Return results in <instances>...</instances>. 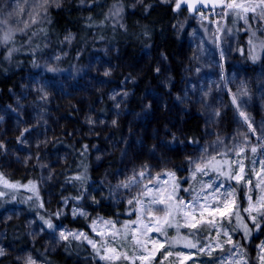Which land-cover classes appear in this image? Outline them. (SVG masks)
<instances>
[{"label": "rangeland", "instance_id": "rangeland-1", "mask_svg": "<svg viewBox=\"0 0 264 264\" xmlns=\"http://www.w3.org/2000/svg\"><path fill=\"white\" fill-rule=\"evenodd\" d=\"M57 1L47 0L45 3L44 0H0V43L9 30H12L11 34L21 31L19 29L25 28L31 18L35 20L48 6L57 5ZM134 1L139 3L143 0ZM159 1L176 6V0ZM223 12L222 7H217L204 9L194 15L190 14L191 16L179 13L175 28L181 38L177 56L182 66L180 83L175 85L172 70L163 57L157 69L162 75L161 83L164 89L148 90L144 95L141 110L129 109L126 105L129 79L120 84H113L112 74L116 68L123 66L131 69L134 75H139L144 69V63L149 62L148 53L145 58L134 63L125 59L121 62L118 59L112 60L107 50L101 55L88 56L86 63H81L78 60L80 53H77L73 63L62 69L60 63L69 55L75 39V33L68 30L63 35L62 46L50 49L42 56L39 69L23 78L22 91L15 95L16 102L12 105H0L2 167L7 173L28 175L31 172L30 165H40L41 175L46 179L49 172L66 158L65 151L49 148L53 138L61 135H103L107 144L93 141L94 161L99 163L113 149H120L123 165L111 181V194L114 201L133 200L135 218L120 225L113 218L96 215L88 231L51 220L54 228L50 229L33 213H27L22 206L11 205L0 212V250L3 251L0 257H13L21 264H27L31 258L35 264H44L35 252L36 244L41 242L45 250L56 251L64 241L60 236L63 232L67 237L84 233L88 239L84 236L80 238L87 243L88 240L94 241L101 255L105 254V244L109 248H115L116 255L127 253L129 260L111 261L120 264H147L135 258L146 253L141 246L135 244L133 237L141 241H147L151 237L165 243L163 249L155 252V259L151 264H161V261L163 264H252L253 260L256 264H261L264 236H261L258 230L264 217L256 211H252L251 215L257 217L259 227L244 210L240 212L238 209L241 218L238 220L235 215H209V209V212L204 213V219L213 220L215 226L201 230L203 240L200 242L192 241L188 237L197 244V248L186 247L183 242L169 248L164 235L155 231L149 232L142 227L143 224H154V216L162 215L158 211H154L152 215L147 213L150 207H162L150 203L154 192L148 196L140 195L148 188L166 189L167 195L172 191L173 185L178 184V196L185 202L192 201L199 195L200 203H204L202 197L207 195L208 203L213 204L211 193L214 189H209L206 185L223 184L221 192L235 188L236 196L229 197V200L234 199L238 204L239 188L243 187L245 208L249 207L248 195H251L253 204L258 197L264 195L255 187L258 180L255 172L260 171V161L264 160V46L259 57L260 67L251 75L234 61L237 40L228 32L227 16L222 17ZM250 13L247 14L248 22L258 21V17L251 16ZM106 92L113 102L110 119L100 116L97 105L92 102L94 95L101 99ZM33 95L38 98L29 101ZM72 95L75 99L68 100ZM233 97H236V104L233 103ZM60 99L68 101L62 104ZM65 104L68 108L74 105L81 110L83 123L78 125L69 121L65 114ZM240 111H244L250 121L245 122L239 115ZM194 114L203 117L202 138L199 144L189 146L178 120ZM122 118L126 120V127L120 146L112 129ZM248 123L252 124L254 132L249 129ZM11 136L16 138L13 143L9 142ZM253 147L257 149L255 153L251 151ZM241 148L243 152H240ZM213 156L216 161L223 157L227 162H220L224 173L237 170L236 164L232 162L242 160L245 165V180L250 179L252 184L228 180L214 171V163L208 165ZM185 157L191 162L184 179L181 180L173 168L172 161L182 162ZM253 161L256 163L253 164ZM201 162L208 165L205 169L207 174L195 172L194 163ZM141 172L145 173L143 177L139 175ZM168 173H174V177ZM104 178L108 180L107 176ZM125 184L129 186L124 187ZM52 197V191L46 190L45 201L51 202ZM137 199L142 200L143 204L137 203ZM77 209L66 202L62 212L64 215H75ZM138 216L141 217L142 223L132 224ZM20 218L24 219L28 242V245L22 247L7 239L9 222ZM199 218L197 216V219ZM106 221L111 224H105ZM125 225L128 226L127 229ZM244 225L249 230L248 235H245ZM172 229L173 227L165 226L167 238ZM113 233L117 234L113 236ZM229 236L231 243L227 242ZM147 248H153L151 242L147 243ZM200 248L204 251H200ZM169 250L174 255L164 259L163 253ZM175 253L190 255L191 259L185 260L183 256L177 258ZM108 254L113 255L111 252Z\"/></svg>", "mask_w": 264, "mask_h": 264}, {"label": "trees", "instance_id": "trees-1", "mask_svg": "<svg viewBox=\"0 0 264 264\" xmlns=\"http://www.w3.org/2000/svg\"><path fill=\"white\" fill-rule=\"evenodd\" d=\"M58 4L48 6L39 17L30 19L28 26L11 34V39L5 43L4 37L0 43V105H12L16 102V93L22 91V80L25 76L37 71L42 56L50 49L62 46L63 35L68 30L75 33V39L69 55L60 63L62 69L73 63L77 53L79 62L86 63L88 56L104 54L107 50L112 60L122 59L137 62L149 55V62L144 63V69L139 75L123 66L116 68L112 74L113 84L127 83L128 97L126 105L129 109L141 110L144 95L150 89L163 90L162 75L157 71L159 62L165 57L168 62L175 85L180 83L182 66L177 56L181 47V38L175 28L179 13H186L183 8L177 9L175 4L163 3L159 0H58ZM56 2V3H57ZM245 23L234 14L227 15V29L236 37L237 47L233 56L239 66L251 75L258 71L261 60V50L264 46V19ZM191 16V15H190ZM254 17V18H255ZM254 20V19H252ZM255 33V35H253ZM251 41V42H250ZM9 53H11L9 55ZM256 59H253V57ZM130 77V78H129ZM111 82V83H112ZM108 89V88H107ZM73 97V98H72ZM68 100L75 99V96ZM38 97L30 96V100ZM62 104L66 100L60 99ZM67 100V101H68ZM92 102L97 105L98 114L104 119L111 118L113 104L107 92L101 99L94 95ZM66 104L64 106V109ZM65 114L69 121L80 125L83 123L82 112L78 107H66ZM203 117L194 114L179 119L189 146L200 143L202 138ZM126 120L122 118L113 126L114 138L121 146ZM11 136L9 142H15ZM93 141L107 144L103 135L93 137H76L73 135L56 136L49 143V148L66 152V158L43 179L40 165H30V174L7 173L1 165L0 175L4 181L17 185L6 187L0 181V212L11 205L22 206L27 213H33L38 220H52L55 223H65L74 228L90 230L93 217L107 216L115 219L120 225L129 223L135 218L134 203L114 201L111 181L123 165V157L117 147L108 153L99 163L94 161ZM29 144V143H28ZM219 162L225 164L223 157ZM187 157L182 162L173 160V168L179 178L184 179L186 170L190 167ZM215 167V163H214ZM224 168V166H223ZM107 176L108 180L104 178ZM80 177V179H77ZM35 184L36 190H32ZM51 190V202L45 201V191ZM238 205L240 212L245 208L244 188H239ZM68 202L76 206L75 215L62 212L63 205ZM41 205H43L41 207ZM81 211V212H80ZM85 211V213H82ZM59 214V215H57ZM44 218V220L41 219ZM180 234L190 237L192 241H202V231L189 235L190 230L181 227ZM264 236V221L258 230ZM177 236L176 228L169 231V238ZM7 239L18 247L28 245L24 219L9 222ZM37 256L44 264H120L102 260L98 249H94L85 240L68 236L56 251L44 249L38 242L35 246ZM0 264H21L13 257H0ZM252 264H256L253 260Z\"/></svg>", "mask_w": 264, "mask_h": 264}, {"label": "snow or ice", "instance_id": "snow-or-ice-1", "mask_svg": "<svg viewBox=\"0 0 264 264\" xmlns=\"http://www.w3.org/2000/svg\"><path fill=\"white\" fill-rule=\"evenodd\" d=\"M45 3H47V0H44ZM181 3H186L188 5V8L190 10H196L197 3L204 4L207 6L209 3L213 4V6H220L224 9V12L222 13L223 16H227L229 14H234L240 19H244L245 23H247V14L249 12L259 15L260 18L264 19V0H176V8L179 9L181 7ZM201 16L203 18V13H201ZM3 23H7V21H3ZM28 25L25 24V27ZM22 30V29H19ZM220 29L218 28L217 31ZM11 31L9 30L5 36H4V42L7 43L12 37H11ZM255 35V33H253ZM251 42V41H250ZM11 53H9L10 55ZM253 59H256L254 56ZM159 71V69H157ZM105 75H108V73H105ZM233 103L236 104L237 100L236 97H233ZM219 113H217L218 115ZM239 115L245 120V122L250 121V117L246 115L244 111H240ZM115 123V121L113 122ZM248 127L253 132L255 129L252 128V124L248 123ZM27 131V129L25 130ZM2 147V145H0ZM253 153L257 151L255 147L251 149ZM240 152H243V148L240 149ZM240 154L239 152L237 153ZM215 163V167L213 168L214 171H217L220 175H224L226 179L228 180H236L237 183H240L241 181H244L246 185H251L252 181L245 180V165L242 160L240 161H234L232 163L236 164L237 170L232 171L230 170L227 173H224L220 167V162L216 161V158L213 156L208 161V165H211ZM227 163V162H225ZM256 162L253 161V164ZM208 165L201 163H194L195 172H200L203 174H207L206 167ZM231 169V165H229ZM255 172V169H253ZM194 172V176H195ZM261 173H264V160L260 161V171L255 172V175L258 177L257 183L255 185L256 188H259L261 193H264V175H261ZM141 177L145 175L144 172H141L139 174ZM169 176L174 177V173H168ZM77 179H80V177H77ZM0 181H3L6 187L15 188L17 185L10 184L7 181H4V178L2 175H0ZM167 183V181L165 182ZM29 184L32 185V190L35 191V184L33 182H29ZM124 187H128V184L123 185ZM146 187V186H145ZM209 189H214V191L211 193L214 203L209 204L208 203V196L205 195L202 197L204 203H200L201 197L197 195L193 198L192 201L185 202L182 198L178 196L179 186L178 184H174L172 191L165 195L166 189H162L160 187L148 188L147 191H144L140 193L141 196H148L149 193H155V195L152 197L150 203L152 205H160L162 207L158 209L148 208L147 213L149 215H152L154 211H158L162 213V215H156L154 216L155 223L154 224H143L142 227L146 229L147 231H155L157 233H160L166 237V242L168 244V247L171 248L174 244L183 242L186 247L189 248H197V244L193 243L188 239L187 236H182L180 234V228L186 227L190 230L189 235H195L196 231L205 230L209 226H215L213 220H205L204 219V213L209 212V209L211 211L209 212V215H214L216 213H219L222 217L231 215H235L238 220H240V213L238 211L239 205L235 202V200H229V197H235L236 196V190L235 188H232L231 190L221 192L220 189L224 188L223 184H220L218 186H214V184H208L206 185ZM184 191H189V189H184ZM201 191L203 192L204 189L202 188ZM249 191L251 189L249 188ZM5 195V193L0 192V196ZM249 201V207L245 208L244 211L248 212L251 216V219L254 223H256V226L259 227V224L257 223V217L251 215L252 211H256L258 215L264 217V211L261 209H264V195H261L257 198L255 204L252 203V197L251 195H248L247 197ZM129 204L133 203V200L128 201ZM137 203L143 204L142 200L137 199ZM43 205H41L42 207ZM221 206H223V210H221ZM237 209L236 211H233V209ZM59 215V214H57ZM197 216L200 218L197 219ZM42 220H44L43 217H41ZM183 221V223H181ZM132 224H141V217L138 216L136 221H132ZM44 224L47 225L48 228L52 229L54 228V225L52 224L51 220H44ZM105 224H111L110 221H106ZM165 226L167 227H175L177 231V236L175 238H167V232L165 231ZM127 225H125V228L127 229ZM245 235H248V228L246 225L243 226ZM135 231V229H133ZM117 233H113L112 235L115 236ZM146 234V233H144ZM227 234V233H225ZM75 239H79L81 236H84L85 239H88L87 236H85L84 233L80 234H72ZM60 236L62 239H67V236L65 233L61 232ZM134 242L136 245L141 246L144 253L143 255L136 256V259H139L142 262H147V264H151V261L155 259V252H158L160 249H163L165 247V243H162L161 241L157 239H152L151 237L148 238L147 241H141L135 237H133ZM151 242L153 245V248L149 250L147 248V243ZM231 243V237H228V241ZM88 243L92 245L94 249H96V243L92 240H88ZM158 246V247H157ZM238 247V245H237ZM105 254L101 255L100 258L102 260L106 261H114V260H129L130 257L127 253H120L119 255H116V249L115 248H109L107 244L104 245ZM200 251H204L203 248L199 249ZM111 252L113 255H109L108 253ZM262 252H264V246H262ZM99 254V250H98ZM0 255H3V251L0 250ZM174 253L172 251H166L163 253L164 259H167L170 256H173ZM175 256L177 258L183 256L185 260L191 259L190 255H184L183 253H175ZM261 264H264V255L260 256ZM27 264H35V261H33L31 258L28 259ZM134 264V262H133ZM161 264H163V261H161Z\"/></svg>", "mask_w": 264, "mask_h": 264}, {"label": "water", "instance_id": "water-1", "mask_svg": "<svg viewBox=\"0 0 264 264\" xmlns=\"http://www.w3.org/2000/svg\"><path fill=\"white\" fill-rule=\"evenodd\" d=\"M188 8V5L186 3H181V7L180 8ZM211 7H214L213 4L209 3L207 6H205L204 4H200V3H197V6H196V10H189L190 14L191 15H194L196 14L201 8H211ZM215 7H220V6H215Z\"/></svg>", "mask_w": 264, "mask_h": 264}, {"label": "built area", "instance_id": "built-area-1", "mask_svg": "<svg viewBox=\"0 0 264 264\" xmlns=\"http://www.w3.org/2000/svg\"><path fill=\"white\" fill-rule=\"evenodd\" d=\"M203 10H201L200 12H202Z\"/></svg>", "mask_w": 264, "mask_h": 264}]
</instances>
